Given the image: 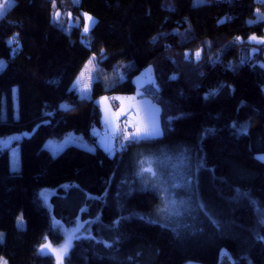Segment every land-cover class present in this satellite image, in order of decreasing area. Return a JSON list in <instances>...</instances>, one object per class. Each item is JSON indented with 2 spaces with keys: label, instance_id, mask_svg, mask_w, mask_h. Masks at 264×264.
<instances>
[{
  "label": "trees",
  "instance_id": "16d2710c",
  "mask_svg": "<svg viewBox=\"0 0 264 264\" xmlns=\"http://www.w3.org/2000/svg\"><path fill=\"white\" fill-rule=\"evenodd\" d=\"M14 1L0 17V139L31 135L20 143V171L0 151V257L55 264L37 251L45 236L63 242L53 218L73 227L80 217L97 220L65 264H220L223 254L232 264H264V162L256 157L264 154V44L248 42L264 37V0H55V8L51 0ZM63 4L79 22L70 31L53 19ZM83 13L95 19L88 43ZM93 55L102 71L134 67L124 81L98 80L92 99H81L69 89ZM149 66L159 88L143 97L161 107L163 135L110 154L93 133L102 128L96 100L135 94L133 79ZM70 133L96 150L70 146L54 155L46 147ZM145 157H167L154 169L166 163L169 175L190 180L189 214L180 221L158 215L165 194L137 175ZM44 189L58 190L52 209Z\"/></svg>",
  "mask_w": 264,
  "mask_h": 264
},
{
  "label": "rangeland",
  "instance_id": "374dc122",
  "mask_svg": "<svg viewBox=\"0 0 264 264\" xmlns=\"http://www.w3.org/2000/svg\"><path fill=\"white\" fill-rule=\"evenodd\" d=\"M69 1H71L75 6L79 5V3H80V0H69ZM69 1L68 0H62V3H67ZM203 1L204 0H197L198 3H202ZM14 5H15V1L14 0H8V3H6V5H5V10L10 8V7H12V6H14ZM57 10L60 12V17H59L58 20H55V21L57 23H59L61 25V27H63L67 31H70L76 25H78V23H79L78 20H76L74 18V15L69 11V9L67 8V5L63 4L62 8L58 7ZM83 14H82V16H83ZM93 20L95 21L94 18H93ZM93 25H90V30L93 27ZM88 34L89 33L85 34V33L82 32L81 39H82L83 42H86V43L89 42ZM94 64H95V68H94V71L92 73V76L94 78V82L91 84L90 91L84 96L85 99H92L93 85L98 80L103 79L106 82H109V85L116 78H118L120 81H124L128 77V72L134 67L132 62L119 63V64L115 65V70L110 71V72H106V71H102L100 69V67L98 65V62H97V58H96ZM5 65H6L5 60L0 59V69L4 68ZM149 80L152 81L151 84L148 83ZM133 83L136 86V93L133 94V95L137 94V90L138 89L141 92H145V89H147V88H149V89H158L159 88V86L157 84V81H156V79L154 77L153 68L152 67H148V68L144 69L139 75L135 76L134 79H133ZM80 96H81V94H80ZM104 96H107V97L110 98L108 103L110 105H112V110L115 112L117 110V107H118L120 102L119 101H114L111 98L112 97H116V96H131V95L109 94V95H104ZM13 98H14V107H15V118H17L19 116L18 101H17V88L13 89ZM99 99L96 100V103H97V101ZM137 99L138 100H143L145 102V106L151 105L154 109H158V112L156 113V117H157V123H158L159 129H160V132H159V135H157L155 137H151V138H159V137H161L163 135V129L161 127V113H162L161 107L159 105H157V104L152 103L149 99H147V98H145L143 96H137ZM6 111H7V108H6V106H4L3 107V118L7 117ZM101 115H102V128H100V129L96 128L93 131L94 135H96L97 138H98V142H97L98 147L103 148L105 151H115V153H116V151L119 148H121L120 144L121 143L125 144L126 142L121 141L119 137L111 138V133H110L109 129L103 123V112H102V110H101ZM125 119H127V117L126 116H122L117 121V123H119V125H120L121 131L124 128L123 121ZM129 130L131 131V129H129ZM30 135H31L30 133L24 132V133L15 134V135H11V136L4 137V138L0 139V151L7 150L9 152V154H10V168H11V170L13 172H18V171L21 170L20 143H21V141L24 138L29 137ZM106 138L110 139L111 146H109V144L106 142ZM70 146H77V147H80L82 149H85V150H88V151H91V152H94L96 150V147H97L96 145L91 144L88 141H86L85 138L82 135H78V134H75V133H70V134L66 135L62 139H58V138L50 139L46 143V147L54 155L64 151L66 148H68ZM256 157L259 160L264 162V154H257ZM165 165H166V163H165ZM165 165H164V168L159 167V168L156 169L157 175L160 176L161 179H167V176H169L168 173H170L169 169L166 168ZM174 174H176L178 176L183 175L186 178V175H184L185 174L184 172H180V173L176 172ZM171 175H173V174H171ZM146 178H147V180L144 177H140L139 179L151 182L155 189H157L160 193H163L162 188L159 185L154 183V181H155L154 177H152V178L146 177ZM177 183H180L181 187L172 190L173 193H174L173 199H175L176 203L174 205H169V207L167 209H165V201L167 199V196L165 194L164 195L165 196L164 197V204L162 206L163 210L161 209L160 212L158 213V215L161 218L167 219L169 221H180V219H182L185 215L189 214V211H188L189 203L187 201V195H190V193H191L190 184H183V180H181V179H178ZM64 187L65 188H69L70 185H65ZM57 191H58L57 189H44L41 193H46L47 194V200H45L44 197L41 196V194H40L41 199L43 200L44 204L49 209H52L51 197L53 195H55L57 193ZM90 197L93 198V196H90ZM80 220L82 222H84V220H82L81 218H80ZM96 220H94V221L93 220H87L89 223L85 224V229L86 230H81V233H78V235L81 236L80 239L88 238V237L92 236L91 228H92L93 223ZM53 221H59V220L54 217ZM59 222H60V225L63 228H65V229H70L71 228V227H66L61 221H59ZM17 225H18V227L20 229H25L26 223H25L24 217H23V222L22 223H18ZM54 227L56 229H58L55 226V224H54ZM60 232L62 233L63 240H64V233L61 230H60ZM4 238H5V235H3V239L0 242H3ZM48 241L51 242L49 239H48ZM75 241H77V240L73 241V245H74ZM59 246L60 245H57V246L53 245V247H59ZM72 247L70 248L69 252L71 251ZM68 254H67V256H68ZM43 255H50L55 260V257L53 255H51L50 253L49 254H43ZM66 257L64 258V264H65ZM223 257H224V260H225V264H232V261H231V258L229 257V255L223 254ZM3 259L7 261V259L5 257H3Z\"/></svg>",
  "mask_w": 264,
  "mask_h": 264
},
{
  "label": "snow or ice",
  "instance_id": "6c2138e0",
  "mask_svg": "<svg viewBox=\"0 0 264 264\" xmlns=\"http://www.w3.org/2000/svg\"><path fill=\"white\" fill-rule=\"evenodd\" d=\"M53 8L56 7L55 0H51ZM8 3V0H0V17H3L5 11V5ZM60 17V12L57 10L53 19L58 20ZM84 24H83V33L87 34L90 31V25L95 24L93 18L88 14H83ZM249 23H253L250 21ZM12 39H9L7 43L11 44L13 42ZM235 40L237 42L241 41L240 37H236ZM249 43L254 44H264V37L258 38L255 35H252L248 38ZM18 43V42H17ZM252 51H256L253 49ZM185 59L189 58V53H185ZM196 60H199L201 56V51L197 50L195 52ZM96 57L93 55L88 61L83 65L82 70L75 77L72 87L69 89V92H78L81 94V99L90 91L91 84L94 82V78L92 73L95 68ZM243 62V61H242ZM150 67V66H149ZM149 84L152 83L151 80L148 81ZM146 92H151V89H145ZM144 92H141L139 89L137 90L136 95L131 96H116L111 99L114 101H119V105L115 112L112 111V105L108 103L109 97L103 96L97 101V104L100 105L101 110L103 112V123L107 126L111 133V138L119 137L123 142H136L141 139L151 138L159 135L160 129L157 123L156 113L158 109H154L151 105L145 106V102L143 100H138L137 96H143ZM70 105L67 103L60 104L61 109L69 110ZM134 113V114H133ZM126 116L127 119L123 121L124 128L121 131L119 123L117 121L120 117ZM131 129V131L129 130ZM106 142L111 146L110 139L106 138ZM123 143L120 144V147H124ZM167 157L163 159L153 160L152 158L145 157L140 161V167L137 175L144 177L145 174H148V178H155L154 183L159 185L162 188L164 194H166L167 199L165 201V209L169 207V205H174L176 203L175 199H173V191L176 188L181 187L180 183H177L178 179H181L176 174L167 176V179H161L160 176L157 175L156 169H154L153 165L157 164L162 166L164 162L167 160ZM147 180V178H146ZM189 179H184L183 184H189ZM41 196L47 200V194L41 193ZM163 210V209H162ZM84 209H81L83 212ZM17 222H23V216L17 217ZM55 226L64 233L63 243L60 244L59 247H53L52 243L48 241L47 236H45L44 243H41L37 251L41 254H51L55 257V264H64V258L69 253L70 248L73 246V241L81 238L78 233H81V230L85 229V224L89 223L88 221L82 222L79 217L74 222V226L70 229H65L60 225L59 221H53ZM3 233L0 232V241L3 239ZM0 264H8L3 257H0Z\"/></svg>",
  "mask_w": 264,
  "mask_h": 264
},
{
  "label": "flooded vegetation",
  "instance_id": "af4514ba",
  "mask_svg": "<svg viewBox=\"0 0 264 264\" xmlns=\"http://www.w3.org/2000/svg\"><path fill=\"white\" fill-rule=\"evenodd\" d=\"M220 264H225V260L223 256L221 257Z\"/></svg>",
  "mask_w": 264,
  "mask_h": 264
},
{
  "label": "crops",
  "instance_id": "0c3cea01",
  "mask_svg": "<svg viewBox=\"0 0 264 264\" xmlns=\"http://www.w3.org/2000/svg\"><path fill=\"white\" fill-rule=\"evenodd\" d=\"M113 111V110H112ZM114 112V111H113ZM108 153H110V154H114L115 153V151H107Z\"/></svg>",
  "mask_w": 264,
  "mask_h": 264
},
{
  "label": "water",
  "instance_id": "95a60500",
  "mask_svg": "<svg viewBox=\"0 0 264 264\" xmlns=\"http://www.w3.org/2000/svg\"><path fill=\"white\" fill-rule=\"evenodd\" d=\"M126 144H129L128 142H126Z\"/></svg>",
  "mask_w": 264,
  "mask_h": 264
},
{
  "label": "built area",
  "instance_id": "2783aa9c",
  "mask_svg": "<svg viewBox=\"0 0 264 264\" xmlns=\"http://www.w3.org/2000/svg\"><path fill=\"white\" fill-rule=\"evenodd\" d=\"M117 106V105H116Z\"/></svg>",
  "mask_w": 264,
  "mask_h": 264
}]
</instances>
